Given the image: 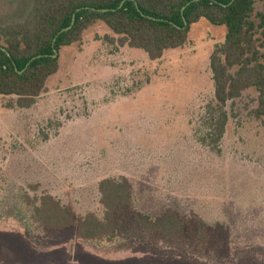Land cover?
<instances>
[{
    "label": "rangeland",
    "instance_id": "1",
    "mask_svg": "<svg viewBox=\"0 0 264 264\" xmlns=\"http://www.w3.org/2000/svg\"><path fill=\"white\" fill-rule=\"evenodd\" d=\"M31 1L0 0V25L22 20ZM224 35V26L201 18L183 45L151 60L109 40L114 34L96 22L60 49L57 72L31 106L8 107L10 97L0 96V264H264L256 92L227 101L216 148L203 141L214 98L209 57ZM122 176L131 201L117 214L112 243L47 237L31 217L30 201L42 192L75 217L101 216L99 180ZM169 209L206 222L209 241L191 226L183 244H170L142 234L131 218Z\"/></svg>",
    "mask_w": 264,
    "mask_h": 264
},
{
    "label": "trees",
    "instance_id": "2",
    "mask_svg": "<svg viewBox=\"0 0 264 264\" xmlns=\"http://www.w3.org/2000/svg\"><path fill=\"white\" fill-rule=\"evenodd\" d=\"M255 3L256 0H32L22 20L0 25V96L10 97L8 107L31 106L46 91L48 77L57 72L60 49L81 41L96 22H102L114 34L109 40L142 49L155 60L164 51L183 45L189 26L203 18L225 28L223 42L209 57L214 98L206 106L207 132L203 141L216 148L227 121L225 104L244 90L256 92L252 113L264 124V0L261 9H256ZM73 14V24L58 33L70 25ZM97 187L101 216L89 211L75 217L58 199L42 192L30 201L31 217L47 237L63 239L69 233L92 245L112 243L117 214L131 201V185L122 176L102 178ZM131 218L142 234L170 244H183L191 226L200 241L208 242L211 237L210 226L195 214L188 220L170 209L156 216L132 211ZM118 245L130 247L128 242Z\"/></svg>",
    "mask_w": 264,
    "mask_h": 264
},
{
    "label": "water",
    "instance_id": "3",
    "mask_svg": "<svg viewBox=\"0 0 264 264\" xmlns=\"http://www.w3.org/2000/svg\"><path fill=\"white\" fill-rule=\"evenodd\" d=\"M188 3H189V2H188ZM188 3H187V4H188ZM121 4H122V3H121ZM121 4H120V6H121ZM187 4H186V5H187ZM186 5H185V6H186ZM185 6L182 7V9H181V13L183 12V9H184ZM103 10H105V9H103ZM74 19H75V14H73V16H72V20H71L70 25L67 26V27L62 28L58 33H60V32H62V31H64V30H66V29H68V28L73 24ZM183 20H184V26H186V25H187V22H186V20H185L184 17H183ZM53 55H54V56L57 55V50H56L55 48L53 49ZM33 58H34V57H33ZM33 58H32V59H33Z\"/></svg>",
    "mask_w": 264,
    "mask_h": 264
}]
</instances>
